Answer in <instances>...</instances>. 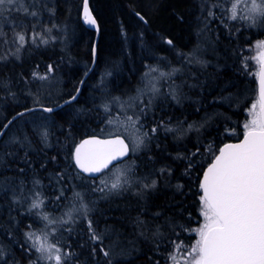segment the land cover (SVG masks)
<instances>
[{"label":"trees","instance_id":"1","mask_svg":"<svg viewBox=\"0 0 264 264\" xmlns=\"http://www.w3.org/2000/svg\"><path fill=\"white\" fill-rule=\"evenodd\" d=\"M198 2L199 0H90L91 9L100 27L95 62L93 49L97 31L88 27L83 19V0H26L29 5L36 4L33 10L39 12L38 17L25 16L23 11L13 12L11 16L7 12L3 13L4 20L9 22L0 20V34L7 33L9 41L12 39L13 25L19 23H22L27 31H31L34 25L35 31L41 32L44 38L48 36L53 39H49L47 44H42L39 40L35 44H26L17 54L19 59L12 56L5 61L0 60V99H8L9 91L4 92L6 89L13 92L15 89H21L22 83L18 80L22 77H26L29 83L27 90L35 91L33 87L38 88L40 82L32 78V72L44 74L47 72V65H52L54 72L59 74L65 83L67 93L58 100L59 103L68 100L75 94L76 87L82 86L75 102L53 112L58 116L53 122V131L50 132L55 141L53 146H42L41 140L28 126V138L34 140L30 146L25 143L23 146L12 144L6 149L0 147V153H15L14 157H5L0 161V185L6 182L17 190L21 182L23 187H26L33 185L34 180H39L45 184L49 193L45 210H51L50 212L65 205L62 200L57 202L55 199L62 186L54 182L56 173L63 171L71 176L70 182L69 176L64 180L68 183L65 184L66 199L73 196L74 184L89 191L87 186L92 181L88 180L85 174L83 178H76L73 175L74 170L69 168L65 158L84 136L98 134L95 125L102 120L104 109L89 100L88 96L91 90L98 91L96 94L102 91L101 88L93 89V85L94 78H99L103 71L112 73L107 89L108 95L113 94L115 97L124 92H134L148 70L147 66L157 67L166 61L183 70L184 74L177 76V84L185 80L197 83L196 77L209 87L213 84L223 87L229 81H236L243 91L239 107L233 102L231 108L222 103L211 102L214 97L222 94L227 96L236 93L237 89L231 87L224 93L217 87L213 88L210 94L201 95L198 90H189L185 86L183 93L191 97L190 100L185 99L181 104H176L170 97L156 101L154 110L143 116L148 130L158 125L161 120L171 128H178L182 123L190 121L205 120L206 124L202 130L184 139H180L177 132H166L164 128H160L152 141V155L141 157L137 170H133L142 176L146 173L152 174V177L147 178V183L154 177L159 178L156 187L137 195L138 188L134 185L127 191L109 195L107 198H102L100 194L97 197L94 195L90 201L89 218L93 220L97 233H101L106 227L112 229L120 234V243L115 244V235L112 239H105V247L115 245L109 249L110 256L103 257L99 246H96L97 254L93 257L92 245L87 239L86 223L79 220L71 225V233L66 231L69 226L61 230V245H70L69 250L77 254L68 264H108V260H111L112 264H167L168 256L172 253L171 242L184 243L194 237V234H189L186 229L200 222L199 196L202 193L198 185L203 171L222 145L243 136V125L248 118L247 103L253 99V86L258 84V77L238 74L240 59H248V47L254 40L264 38V27L247 28L242 22H231L234 30L226 35L220 20H212V27H215L220 37L226 38V41L222 39L218 42V45H221V48L217 47L218 67L191 71L183 62L179 64L181 60L176 53L188 52L198 43L200 31L205 26L199 19ZM44 5L54 8L55 12L50 13ZM136 13L143 16L147 23ZM235 27L239 31H236ZM45 29L51 31L46 32ZM15 30L22 29L16 27ZM211 36L216 39V36ZM166 40H172L174 47L167 45ZM0 45L2 46V42ZM10 50L15 52L11 43L4 51L0 49V56L6 55ZM161 57L165 59L162 60ZM89 69L91 71H88ZM248 71L250 72V69ZM85 72H89L87 77ZM188 72L194 75L190 77ZM82 80L83 85L80 84ZM102 87L106 91V87ZM245 96L251 98L246 99ZM98 97L100 98V94ZM197 99L201 101L200 104L193 102ZM33 107V103L18 105L13 102L1 106L0 109L3 108L1 110L5 111V115L0 117V128L17 112ZM71 107L74 111L70 110ZM24 133L25 131L20 135L21 139ZM64 133L68 136L67 140L61 136ZM210 141L214 142V149L209 158L202 159L201 152L205 151ZM198 147L201 152L192 158L195 167L186 173L187 158L196 152ZM25 152L31 161L30 165L22 162L21 158L25 156ZM52 157H55V162ZM134 157L132 153L123 163L131 161ZM19 168H23L24 172L17 171ZM161 168L170 169L171 175H161ZM177 185L183 187L178 190ZM11 196V191L7 197L0 195V247L4 250L3 260H6L7 264H32L33 261L35 264H44L43 261L37 260L34 250L27 251L29 245L24 237L26 231L40 227L42 221L36 213L26 211L24 202L13 204ZM87 198L89 200L90 197ZM157 212L160 213L158 217L154 215ZM138 217L145 222L144 225H137ZM0 264H3L2 260Z\"/></svg>","mask_w":264,"mask_h":264},{"label":"snow or ice","instance_id":"2","mask_svg":"<svg viewBox=\"0 0 264 264\" xmlns=\"http://www.w3.org/2000/svg\"><path fill=\"white\" fill-rule=\"evenodd\" d=\"M35 8L36 4L29 5L26 3V0H0V20L6 23L9 22L4 20V12H7L11 16L13 12L19 13L23 11L25 16L38 17L39 12L33 10ZM44 8L50 13L55 12L54 8H47V5H44ZM205 8L207 10V19L204 21L205 28L202 31L208 30V25L212 19H220V24L225 29H228L229 25L225 22V18L227 21L242 22L247 28L264 27V0H228L227 9L219 3L202 5V10ZM213 8H218L222 13V17L225 18L217 17L216 13L212 10ZM136 15L144 23H147L139 13H136ZM83 19L90 26L96 25V20L89 11L88 0H83ZM16 27L22 30L16 31ZM44 31L50 32L51 29H45ZM236 31H239V29H236ZM37 40L42 44L48 43V40L44 38L41 32L35 31L34 25L31 31H27L24 30L22 23L13 25L11 41H9L7 33L0 34V42L4 45L11 43L15 47V52L10 50L8 54L16 56L17 59H19L17 54L26 44H35ZM165 43L170 47H174L172 40H166ZM257 47L264 49V41L257 42ZM93 52L95 53V49H93ZM176 55L186 66H190L193 63L199 64L201 67L208 66V62L196 59L193 52H177ZM7 58L8 55L0 56V60H7ZM160 59L163 60L165 58L161 57ZM252 59L257 60L259 63L258 72L252 73L248 71L247 58L240 59V68L237 71L242 76L251 75L258 77L259 99L248 109L251 119L243 125V139L239 143H228L220 147L218 149L219 154L214 155L213 161L203 171V176L198 186L202 193L199 196V202L201 204L200 211L204 223L196 229L199 238L185 252V264H264V51H261L257 57H253ZM147 69L144 74L145 78L148 79L146 88L149 93V99L147 103L142 98L143 91L137 89V96L131 102L119 103V107L124 110V121L117 119L107 120L109 126L116 127L115 133H108L109 136H113L114 138L100 139L96 135H93L90 138L83 139L78 144H75L74 150L65 158L69 168L74 170L73 175L76 178H83L85 173L102 174L99 178V183H96V176L89 175L87 177L88 180L92 181L89 185V191L100 193L102 198H107L112 194H119L121 191H127L134 185L138 188L137 195H141L144 191L156 187V179H152L150 183L145 182L147 176L133 179L130 168H124L116 172L112 179L106 178L107 173H105V170L112 172L117 168V164H123L122 158L127 157L129 154V145L125 143V139L121 138L122 131L127 132L132 129L134 130V135L135 133H139V135H135L133 152L139 146L144 145L146 140L152 139L160 128H164L166 132L174 131L173 128L167 126L161 120L158 125L150 129L151 136L149 131L141 132V129L144 128L141 116L147 114L156 97H170L176 104H181L183 100L191 99V97L183 93L185 86L189 90H198L201 95L206 93L210 94L213 88L220 87L215 84L209 87L203 81H199L198 77L195 78L197 83H189L185 80L181 84H176L173 78L177 74H184L181 68H171L169 72L159 71L157 67L152 66H147ZM54 71L55 69L52 65H47V72L40 74L38 71H33L32 78L41 82L47 81ZM88 71H91V69ZM157 72H159V76H153V73ZM87 75L88 72H85V76ZM106 75L110 76L112 73L108 72ZM187 75L191 77L194 74L188 72ZM158 79H164L168 83L167 91L161 92L160 88L157 87L156 81ZM80 84L83 85L84 81L82 80ZM4 86L6 87V85ZM230 87L236 88L237 92L227 96L222 94L219 97H214L211 102L222 103L229 108L235 102L236 106L239 107L243 91L240 90L238 82L229 81L223 87H220V91L224 93ZM80 92L81 88L76 87L75 94L71 95L68 100H65L64 105H70L75 102ZM33 99V108H25L23 111L17 112L0 128V147L6 149L10 144L23 146L25 143H31L26 132L23 135V139L15 134H9L8 138L5 139L6 134L9 133L10 126L17 121L29 126L32 133L42 143L46 146L48 145L49 130L45 122L49 117L42 116L31 120H25L24 118L35 112L50 114L58 108H62L64 105L57 104L55 107H45L40 103L39 97L34 96ZM113 100L119 102L120 98L114 97ZM193 102L197 104L201 103L199 99ZM133 105L138 108V111L129 116L126 114V110L132 108ZM101 107L106 113L109 112L107 103L101 105ZM257 107H259L258 111ZM188 128L191 130L193 125L189 124ZM17 129L23 132L19 124H17ZM69 139L71 140L70 130ZM205 151L211 153L212 145L209 144ZM198 153L199 147L196 152L187 158L188 169L185 170L186 173L193 167L192 158ZM14 156V152L0 153V161H3L5 157ZM21 159L26 165L31 164V161L27 158V152H25V156ZM51 159L55 162V157ZM17 171L23 173L24 169L19 168ZM159 173L161 175L165 173L171 175V170L161 168L159 169ZM66 176H69L67 172L62 171L56 173L55 179L57 184H63ZM70 181L71 176H69ZM39 184V180L33 181L34 188ZM182 187V185H177L178 190ZM18 188L20 194H17V190L11 188L5 182L0 185V195L7 197L8 192L11 191V202L13 204H20L22 201L23 182L20 183ZM72 190L74 199L79 201V207L73 206V209L66 212L59 221L52 220L48 213L39 211L44 207L46 198L43 197L41 192L33 191L32 193L28 211L31 212L33 209H37V216L46 223L44 229H41L39 234L29 230L24 233V237L29 245L27 251L31 252L34 250L37 253V260L43 261L44 264H68L77 255L75 252L69 250L70 245L64 247L59 240L55 243L48 242L49 232L47 228L49 224L55 225L60 223L62 226L68 225L69 227L66 231L71 233L73 230L71 225L77 223L79 220H83L87 226V239L89 244L92 245L91 252L93 257L97 254L96 246H99V251L103 254V257L108 258L110 256L109 249L115 245L105 247V239H112V236L115 235L117 237L115 244L120 243L118 239L120 234L115 233L112 229L106 227L101 233H97L93 220L89 218L90 209L84 201V194L76 191L75 186H73ZM65 191H67L66 188L60 187V194L55 198L57 202L61 199H66L64 197ZM73 210L75 211V215L72 214ZM154 215L158 217L160 213L157 212ZM65 216L67 219L64 218ZM136 223L138 226L145 224L139 217ZM52 231L54 233L56 229L53 228ZM157 234H160L159 228H157ZM172 243L174 244V248L173 252L169 254V259L172 261V264H178L175 253L183 247V244ZM83 246L81 245V247ZM3 257L4 250L0 247V260L3 261V264H7V261L3 260ZM32 264H35V261ZM108 264H112V261L108 260Z\"/></svg>","mask_w":264,"mask_h":264},{"label":"rangeland","instance_id":"3","mask_svg":"<svg viewBox=\"0 0 264 264\" xmlns=\"http://www.w3.org/2000/svg\"><path fill=\"white\" fill-rule=\"evenodd\" d=\"M218 3L224 5L225 9H227L228 0H199V2H198V4L200 5L199 19L202 20V22H201L202 24L205 25L204 21H205V19H207V10H206V8L204 10H202V5H211V4H218ZM5 7H7V6H5ZM212 10L216 13L217 17L225 18V17H222V13L220 12V10L218 8H213ZM212 20H214V22H215V21L220 20V19H212ZM212 20L210 21V23L208 25L207 31H202V29H204L205 26L201 29L200 36L198 37V43L192 49L188 50V52H182V53L193 52L196 59L208 62L207 67H201L199 64H196V63H193L190 66H187L193 72H196L197 70H202V69L211 70L213 67H216V66L218 67V65H217L218 63L216 61V59H217L216 57L219 58V53H218L217 47L221 48V45L219 46L218 42H221L222 39L224 41H226V38L220 37V35L216 31V29H214L215 27L214 28L212 27L213 26V24L211 23ZM225 22L228 23L229 28L225 29L224 27H222V30L224 31V33L226 35H228V34H230L231 31L234 30V27L231 26L232 21H227V19L225 18ZM233 23H235V22H233ZM235 30H236V27H235ZM210 34L214 35V37L216 36V39H214ZM45 38L47 40L53 39V38H48V36ZM259 41H264V38L254 40L253 43L248 47L247 64H248V69H250V72H252V73L259 71L258 61L255 59H252V58L257 57L261 51H264V49L257 47V42H259ZM8 46L9 45H4L2 43V46L0 45V49L2 51H4L6 49V47H8ZM212 51L214 53H212ZM12 52H14V50H12ZM0 55H1V53H0ZM6 55H8L7 59H9L13 56V55H9L8 53ZM2 61H5V60H2ZM182 62L183 61H180L179 64H182ZM153 67H155V66H153ZM157 68L159 69V71L169 72L171 70V68H179V67L176 64H171V62L166 61L165 63L158 64ZM108 72L109 71H103L99 75V78L98 77L94 78L95 84L93 85V89L99 90V88H101L102 91L104 90L103 93H102V91H100L98 93V94H100L101 99L98 97V94H96L98 91L91 90V92L89 93V96H88L89 100H93L97 106L101 107V105H103L105 103L108 104L109 112L106 113L105 111H103L102 113L104 114V116L102 117V120H100V122L97 123L98 125H95L97 133L101 134V135H108V133H115L116 132V127L115 126H109L107 124V120L108 119H117L119 121H124V119H125L124 110H122L119 107V103L131 102V100L137 96V89H141L143 91L144 94H143L142 98L145 101V103H147V100L149 99V93H148V90L146 88V85H148V79L145 78V76H144L143 79L140 81V84L136 87L134 92L127 93V94H125L126 92L121 93V94L117 95L120 98L119 102L114 101L113 98L115 96L113 94L108 95L109 91L107 89V86H109L108 85L109 79L111 77V75L110 76L106 75V73H108ZM178 75L179 74H177V76ZM153 76L158 77L159 72L153 73ZM177 76H175L173 78L174 82L176 84L178 83L177 82ZM18 82L22 83L20 85L21 89H15L14 92L11 91L10 89H6V87L3 86L4 89H6V90H4V92L9 91V94H8L7 100L2 99V98L0 99V107L1 106L3 107L4 105H7L10 102H13V103L18 104V105H25L28 103L34 104V99H33L34 96L39 97L41 104L47 105V106H52V105L58 104L59 103L58 100L61 97H63L64 95H66V93H67L66 87L64 85L65 84L64 81L62 80L60 75L56 74L55 72L51 73V75L47 81H43V82L39 81L40 82L39 87L37 88L36 86H34L33 88L35 89V91H33V92L27 90V87H29V83H28L26 77L25 78L22 77L21 80H18ZM156 84H157V87L160 88L161 92L167 91L168 83L164 79H158L156 81ZM101 85L106 87V91H105L104 87H102ZM23 86H24V88H23ZM22 89H23V91L20 92V90H22ZM252 92L254 93V95L252 96L253 99H251V102L247 103L248 107H247L246 111H247V117L248 118L245 121V123L251 119V116L248 113V109H250L251 105L253 103H256L259 99L258 84H255L253 86ZM30 93H31V95H30ZM161 98H163V97L158 96L154 99L153 104H152L149 112L154 110V104L156 103V101L160 100ZM245 98L249 99V98H251V96H245ZM1 109H3V108H1ZM1 109H0V117L2 115L4 117L5 111H2ZM70 110L74 111V108L71 107ZM258 110H259V107H257V111ZM137 111H138V108H136L135 105H133L132 108H128L126 110V114L131 116L134 114V112H137ZM42 116L49 117V119L45 122V123H47L48 130H49V138H48V145L47 146L48 147L53 146L55 141L51 138L50 132L53 131L52 130L53 122L55 121V119L58 116H56L54 113L49 114V113L35 112L33 114H30L29 116H26L24 119L25 120H31L33 118H39ZM141 121L144 124L143 116H141ZM17 124H19L20 129H23V131H25V132L30 131V129L27 125L21 123L20 121H17L14 124V126H12V128L9 129V133L7 134L5 139L8 138L9 134H15L18 136H20L22 134V132L17 129ZM189 124L193 125V128L191 130H189V128H188ZM205 124H206L205 120H203V121H190L188 123L187 122L182 123L180 125V127H178V128L177 127L173 128L174 131H172V132H177L180 139L190 138V136L194 132H198V131L202 130L203 127L205 126ZM102 130H103V133H102ZM143 131H149V134L151 136L150 130L146 129L145 124H144V128L141 129V132H143ZM133 133H134V130H132V129H130L127 132H123V131L121 132V134L124 135L128 139V141L130 142V144L132 146V150L135 147V135H139V133H135V135ZM154 137L156 138V135ZM154 137L152 139L146 140L145 144L136 148V150L134 152L132 151L133 156H135L134 159H132L131 161H128V162L126 161L123 164H117V168L114 169L112 172H106L107 173L106 178L112 179L116 172H118L124 168H130L133 179L138 178V177L139 178L145 177L148 173H146V174H144V176H142L140 173L133 172V170L134 171L137 170V163H138V160L141 159V157H145L147 155H152V152L154 149V147H152V141L154 140ZM29 140L31 141V143L28 144L30 146L34 140L32 138H29ZM40 143L42 144V146L45 147L44 143H42V142H40ZM209 144L212 145V151H213L214 142L210 141L207 144V147ZM10 145H12V144H10ZM200 152L201 151H199V153ZM201 154H202L201 155L202 159H206V158L210 157L211 153L204 151V152H201ZM202 159H200V160H202ZM194 167H195V165L193 166V168ZM149 176L152 177V174L147 175V178ZM99 178L96 180V183H99ZM153 179H156L157 184H158L159 178L154 177ZM54 182L57 183L56 179H54ZM145 182H146V180H145ZM65 184L68 185L67 181H64L61 187L66 188ZM44 185H45L44 183L42 184L40 182V184L35 186V188L33 185H30V186L26 185V187H23L22 202H24L26 204V211H28V209H29V205L31 203V196H32L33 191L41 192L43 197L46 198L45 203H44V207L42 209H40L39 211L48 213L50 219H52V220L59 221L60 218L62 216H64V214L66 212H69L70 210L73 209V206L79 207V201L75 200L73 196H70V197H67V199H61L65 205L60 207L59 209L54 208V210L52 212H50L51 210L50 211L45 210V209H47L45 204H46L47 198L49 197V193L47 192ZM74 186H75L76 191H79L80 193L84 194V201L88 204L89 209H90L91 208L90 201L92 200L93 196L96 195V197H97L100 193H93L90 191H86V189H84L82 187H76L75 184H74ZM71 188L72 187H70V189ZM87 188L89 189V186H87ZM17 193L20 194L19 189H17ZM65 194H66V191L64 192V195ZM66 196H68V195H66ZM88 196L90 197L89 200L87 198ZM25 197H27V199H25ZM56 207H57V205H56ZM200 209H201V204H200ZM37 211H38L37 209H33L30 213H37ZM72 214L75 215L74 210L72 211ZM199 216H200L199 224L192 226V228L186 229V231L189 230V231H187V232H189V234H191V233L194 234V237L190 238L189 241H185L184 243H182L183 247L175 253L176 260L178 261V264H185L184 257H185L186 250L190 249L191 246L194 245L196 240L199 238L198 233L196 232V229H198L204 223V219H203L202 214ZM64 218L67 219L66 216ZM39 220L42 221L41 226L31 230V231L37 232V234H39L41 229H44L45 223H46L45 221L41 220L40 218H39ZM66 227H68V225L62 226L60 223H57L55 225L49 224L48 228H47V231L49 232L48 242L49 243H55L57 240L60 241V238L62 236L61 230L63 228L65 229ZM53 228L56 229V231L54 233L52 231ZM178 243L181 244V242H175V244H178ZM173 248H174V244L171 242V247H170L171 252H173ZM167 264H172V261L169 259Z\"/></svg>","mask_w":264,"mask_h":264},{"label":"water","instance_id":"4","mask_svg":"<svg viewBox=\"0 0 264 264\" xmlns=\"http://www.w3.org/2000/svg\"><path fill=\"white\" fill-rule=\"evenodd\" d=\"M88 6H89V11L91 12L92 16H93V17L95 18V20H96V25H92V26H90V25H88V24L86 23V24L88 25V27H90V28H92V29H94V30L97 31V38H96V43H95V47H94V49H95L94 59H95V61H96V58H97V41H98L99 36H100V27H99L98 21H97L95 15H94L92 9H91V6H90V0H88ZM88 74H89V72H88ZM87 76H88V75H87ZM87 76H86V77H87ZM80 88L82 89V86H81ZM258 95H259V79H258ZM59 105H64V102L60 103ZM51 107H55V106H51ZM58 109H59V108H58ZM94 135H96V136H97L98 138H100V139L114 138L113 136H109V135H104V136H103V135H99V134H94ZM91 136H93V135H90V136H88V137H86V138H84V139L90 138ZM121 138H122V139H125V143H127V144L129 145V154H128V156L122 158L123 161H125L126 159H128V158L131 156V154H132V148H131V145H130L129 141H128L123 135H121ZM242 139H243V136H242L240 139H238V140L230 141V142H227V143H225V144H228V143H239L240 140H242ZM221 147H223V145H222ZM218 154H219V151H218V153H217L216 155H218ZM212 161H213V160H212ZM212 161H211V162H212ZM211 162H210V163H211ZM114 163H116V162H114ZM210 163H209V164H210ZM209 164H208V165H209ZM208 165H207V166H208ZM207 166H206V168H207ZM110 168H111V165H110ZM206 168H205L204 170H206ZM106 171H108V170H105V172H106ZM85 175H87V176H89V175H94V176H96V177L98 178V177H100L102 174H87V173H85ZM202 176H203V174H202ZM201 179H202V177H201Z\"/></svg>","mask_w":264,"mask_h":264},{"label":"flooded vegetation","instance_id":"5","mask_svg":"<svg viewBox=\"0 0 264 264\" xmlns=\"http://www.w3.org/2000/svg\"><path fill=\"white\" fill-rule=\"evenodd\" d=\"M58 104H60V103H58ZM57 105V104H56ZM60 109V108H59ZM59 109H57V110H59ZM56 110V111H57ZM92 135V134H91ZM65 140H67L68 139V136H67V134L66 133H64L63 135H61ZM88 136H90V134L89 135H86V136H84L80 141H82L84 138H86V137H88ZM73 150H74V147H73ZM47 201H49L48 199H47Z\"/></svg>","mask_w":264,"mask_h":264},{"label":"bare ground","instance_id":"6","mask_svg":"<svg viewBox=\"0 0 264 264\" xmlns=\"http://www.w3.org/2000/svg\"><path fill=\"white\" fill-rule=\"evenodd\" d=\"M65 106V105H64ZM45 107H51V106H45ZM91 135V134H90Z\"/></svg>","mask_w":264,"mask_h":264}]
</instances>
